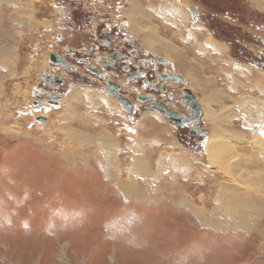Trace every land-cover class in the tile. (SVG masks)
I'll use <instances>...</instances> for the list:
<instances>
[{"label":"rangeland","instance_id":"obj_1","mask_svg":"<svg viewBox=\"0 0 264 264\" xmlns=\"http://www.w3.org/2000/svg\"><path fill=\"white\" fill-rule=\"evenodd\" d=\"M121 1L0 0V65L8 70L0 76V264H264V149L257 148V144L264 147V114L260 108V104L264 106V1L173 0L183 11L187 7L186 15L191 21L208 27L212 32L209 36L227 44L233 59L261 71L250 73L249 81L241 69L237 67L236 71L235 65L231 67L224 60L225 68L233 70L220 76L218 72L224 68L214 54L207 61L198 55L201 65L212 64L209 83L204 85L201 81L206 79H197L201 96L197 86L190 83L189 87L204 107L205 116L199 125L208 134L198 136L189 130L191 126L181 130L161 112L150 109L159 119L175 125L174 129L168 127L178 140L172 138L168 147L148 151L149 154H144L145 146L129 144L132 138L125 134L127 122L139 119L141 125L144 110L128 114L105 85L87 86L94 89L76 87L53 108L35 104V89L45 70H52L50 55L54 50L65 52L68 45L85 48L87 40L103 47V51H111L104 48L105 41L130 46L118 23L129 18L119 12L125 6ZM149 1L145 0L143 7L157 28L149 22V29L171 39V33L177 31L166 21L170 17L161 9L156 12L154 7L160 6V0H153L155 4ZM75 5L86 12V19L91 15L82 28L85 34L70 28L69 13ZM138 7L142 5L138 3ZM193 8L197 14L192 13ZM145 13L140 20H150ZM130 14L133 17L137 11ZM123 28L131 36L132 29ZM181 37L174 42L184 49ZM133 40L144 51L141 55L162 56L156 49L147 50L138 39ZM201 47L208 50L203 42ZM223 50L226 48L221 45L216 52ZM6 51L11 53L7 56ZM191 53L196 54L193 48ZM161 68L170 69L172 65L167 63ZM198 68L202 69L199 65ZM260 73L261 84L256 80ZM107 77L115 78L113 74ZM100 79L105 83L106 77ZM193 80L196 81L194 77ZM238 83L243 94L233 98L239 97L238 102L247 99L244 105L233 103L230 98L224 100L239 87ZM125 86L123 93L133 103L138 100V93L148 91L141 89L140 83ZM181 87L187 85L176 82L175 88ZM77 88L85 93L77 92ZM94 92L101 94L98 100L106 102V108L109 104L119 107L123 125L119 122L120 127L93 128L92 123L84 122L81 106L87 98L92 101ZM205 96L213 99L205 98L204 103ZM138 102L135 105L139 108L142 102ZM181 103L180 110L193 118L189 108ZM212 105H216L215 110ZM241 105L247 111L248 123L217 124L230 120L226 118L233 107L239 109ZM42 114L50 118L41 122L38 117ZM155 121L165 127L162 121ZM147 126L153 127L151 123ZM90 128L93 130L88 132ZM118 132L125 149L121 158L98 155L99 160L112 161L113 157L116 162L107 161L106 167L111 165V170L92 166L95 153L102 154L99 146L106 145L98 138L120 136ZM138 135L137 130L133 136ZM210 136L234 150L229 155L233 161L226 167L220 165L223 170L204 148ZM138 139L145 140L142 136ZM146 142L151 145L155 141ZM235 153L240 157L236 162ZM165 155L164 163L161 159ZM82 158L89 160V165H84ZM158 172L162 176L156 178ZM129 186L136 188L131 194ZM226 193H231L228 197L238 195L248 208L233 216L219 202Z\"/></svg>","mask_w":264,"mask_h":264},{"label":"crops","instance_id":"obj_2","mask_svg":"<svg viewBox=\"0 0 264 264\" xmlns=\"http://www.w3.org/2000/svg\"><path fill=\"white\" fill-rule=\"evenodd\" d=\"M157 1H159V0H157ZM174 1H177V0H174ZM174 1L173 0H160V6L154 7L156 12L160 13V9H161L162 11H165L166 14H168V16L170 18L166 19V21H168L171 25H173L174 28L177 31V32L171 33V39L170 38L167 39V38H165L163 36H160L159 32H156L157 36L161 37V38H160L159 43L155 44L154 46H151L150 39H149L151 36L154 35V34H152L154 32H150L149 27L151 26V24L154 26L155 23L153 22V19L151 21V18H153V17L148 14L147 8L143 7V5L145 3V0H134V1L133 0H122L121 2H123L125 4V6H122L123 8H121L119 10V12L124 13V15H128V17L130 18V20L128 18V21H123V22L125 23L124 25H125V27L127 29L128 28L132 29L131 36L134 39H138L141 42V45L146 47L147 50L151 49V51L154 52L153 49H156L160 53V55H162L163 58H166L169 61V63L172 65V68L174 69V71L177 72L179 75H181L186 80L185 84L191 90V92L194 94L195 97L198 96V95L193 89H191L189 87L190 83H192L195 87L197 86V88H198L197 90L199 92L198 94H200V96H201V94H203V93L200 91V89L198 87L199 86V82H198L197 79L202 77V78H204L206 80H202L201 84L205 85V84L209 83L208 73H209L210 67L212 66V64H206L207 66H205L204 64L206 62L201 65V63L196 59V57H198V55L202 58V60H205L206 58L207 59L211 58V55L214 54V57L216 58V60L224 68V69H222L220 71L221 73L218 72V74L220 76H223V74L228 73L231 70H233V68H231L233 65L236 66V71H237V67L239 69H241L243 74H245L244 77L247 76L249 81H250V79H249L250 73L260 72L261 71V70H258L259 68H256L257 70H254V67H252L253 66L252 64H248V63L245 64L243 62H238L235 59H233L231 57V55H230V51L228 50L229 47L226 46L227 44H224L223 42H221L218 39H216L215 37H213V39H215V41H214L215 43L221 44V45H223L224 48H226V50H223L222 52H216L215 46L213 44V40L209 41L207 39V36L210 35L209 33L212 34V32L209 30V28L204 26V25H202V23H200L198 21H196V22L191 21L190 17L186 15V12L188 13L187 7H186V11H183V15L181 17H175L174 16V12H172L171 10L168 9V6H173L175 4ZM152 2L155 4V2L153 0L149 1V3H151V4H152ZM138 3H139V5H142V7L139 8L138 7ZM157 8H158V10H157ZM176 8H178V7H175V9ZM134 10H136L137 12H147V14H148V16L150 18V20L148 19L147 21L141 20L142 23H144V22L145 23L139 26V28H138L139 33H136V29H134L132 24H130L131 18H132V15L130 13L132 11H134ZM144 17H145V15H144ZM154 17H156V16H154ZM149 22H151V24ZM164 22H165V19H164ZM15 26H17L16 22H15ZM145 28H147V30H145ZM153 28L157 29L155 26ZM12 34H14V33L12 32ZM201 34H203V35L201 36ZM60 35H62V34L58 35L59 38H61ZM180 36H182L181 38H182V41H183V43L185 45L184 49L179 48L177 46V44H176L177 42L176 41L174 42V39H179ZM5 37H6V35H5ZM147 37H149V38H147ZM201 42H203L205 44V46H208V50L202 49ZM4 43H5V41L1 42V44H4ZM166 43H170L171 46L177 47L176 52L172 51L170 53L169 49H170L171 46L170 47L167 46ZM161 46L164 47L165 51L162 49ZM192 48L194 49L196 54L192 55V53H191V49ZM6 54L8 56L9 52L6 51ZM184 55H186V58L183 57ZM0 57H2V56H0ZM169 58H173V59H169ZM179 58L180 59L181 58L184 59L187 62V64L185 63L183 66H181V65L179 66L178 65ZM207 59L205 61H207ZM224 60H226L227 62H229L231 64V67L229 69L225 68V62L226 61L224 62ZM5 61H6L5 64L8 65L7 64L8 63L7 59ZM211 62H213V61L211 60ZM197 65L202 67L203 70L206 71V74L200 73L199 72L200 70L197 69ZM248 65H251L250 69H252V70L248 69ZM225 70H227V71H225ZM248 70H249V72H248ZM6 71H8V70L4 68L3 64H1L0 65V76H5ZM195 71L198 73V75L196 74ZM213 73H215V72H213ZM193 77L195 78V80L197 82L193 80ZM239 85H240V83H238L237 86H239ZM80 87H83V86H80ZM203 87H205V86H203ZM236 87H234V88H236ZM85 88L94 89V88H91V87H85ZM242 88L243 87L239 86L235 90L233 89L231 93H228L229 97L226 96L224 98V100L230 98L233 101V103L238 102L237 100L239 99V97H236V98H233V97L237 96V94L242 95L243 94V89ZM84 91L85 90H81V88H77V92L85 93ZM93 94H94V96L92 97V101H90L91 99L87 98V101L85 100L86 102L82 104L83 106H81V109H82L81 113L85 114V116H86L85 119H84V122L85 121L91 122L92 125H94L93 128H101L103 126L106 127V126H110V125H115V126L117 125L118 127H120L119 122H120V124H122L123 114H122V111L119 109V107H117V106H113L112 107L109 104V106L106 108L105 105H104L106 102L98 100V97L101 96V94L99 92H94ZM255 94L260 97V94H257V93H255ZM205 98L208 101L213 99V97L205 96L204 99L202 98V101L204 103L206 102ZM84 99L85 98H83V100ZM246 100L247 99H241L238 103H240V104L247 103V102H245ZM227 101H229V100H227ZM71 102L73 104L75 101H71ZM198 103H199L200 108L202 110V117L201 118L203 120V117L205 116L204 115L205 114L204 107H203V105H201L200 101ZM218 104H217V106H218ZM59 105H57V106H59ZM243 105H241V108L238 107L239 109L233 107L231 113L228 114V116L226 118V119L230 118V120H221L220 122H217V124L218 123L230 124V123H235L237 121H240L241 123L242 122L243 123H245V122L248 123L249 121L247 120V111L243 107ZM50 106L51 107L52 106L55 107V105H50ZM215 106L216 105H212L211 106V107H213L212 110L216 109ZM232 106H231V108H232ZM24 109H25V107H24ZM108 110H113V111L112 112H106ZM100 112L103 113V115L106 114L107 116L105 115L104 116L105 118H104L103 115H99ZM144 113H146V114H144ZM144 113L142 114L143 116H141L142 118H141V121H140L141 125L139 124L140 126L138 125V120L139 119L136 120L137 124H135L136 121H133V122H131V124L127 122V124H126L127 126L125 125V127H127V129H126L127 131H126L125 134H127V137H131L132 138L131 141H130L131 143H129V144L135 145V147H137V146H141V147L145 146V148H144V152L145 153L144 154H149L148 151L152 150L153 152H157V151L163 149L164 147H168L169 143L172 141V138H174L176 141L178 140L177 137H175L173 135V133H172L173 130H171L168 127V125H170L172 127V129H174L173 127L175 125L172 124V123L170 124L169 120H168L169 121L168 122L167 120L164 121V120L159 119V117L157 115L158 111H157V114H155L156 112L152 113L150 109H147V110L144 111ZM113 114H116V115L114 117H112ZM42 116H45L46 120H48V118H50L49 116L47 117L44 114H42ZM87 118L90 119V120H88ZM155 119L158 120V121H162L163 124H165V127H164V125L161 126L160 124L155 123L156 122ZM125 121H127V120H125ZM149 121H150L151 125H153V127L150 126L151 129H149V127L147 126V125L150 124ZM203 123H204V121H203ZM81 125H82V123H80V126ZM145 126L148 127L149 131L147 130V128ZM156 126H159V127H156ZM166 127L170 130L171 133L170 132L167 133L168 129H166ZM90 130H93V129L90 128L88 130V132ZM137 130L139 131V135L138 136H142L146 141L152 140V141H155V142L151 143V145H150V143H147L145 140L144 141H140L138 139V136H135L136 137L135 138L133 135L137 133ZM118 133H119L120 136L112 135L113 137H110V138L106 137V139L104 140V143L106 145L103 146V145L100 144L101 146H99V147H100L101 152H102V154H100V152L98 151V153H99L98 155H100V157H102V158L105 157V159H106L107 158V154H108V155H112L115 158L116 157H120L121 158V155H123V150H125V149L123 148V144H122V141H121V137H122L121 132H118ZM207 134H208V131H207ZM109 141H110V143L112 141V143L110 144ZM93 142H97L96 145L98 144V141H96V140L93 141ZM108 145H111V146L109 147ZM181 145H183V147H184V144L181 143ZM86 146H87V144H85V147ZM97 147H98V145H97ZM97 147H95V148H97ZM175 147H178V146L175 145ZM89 148H90V146L87 147V149H89ZM104 151H105V153H104ZM98 155H97V153H95V155H94L95 161L93 163H91L92 166H93V164L96 165L99 168V170H103L105 168L111 170V168H110L111 165L108 166V167H105L102 162H99L100 160L97 159ZM155 155H157V154H155ZM113 157H112V161H108V160L107 161L115 163L116 160H114ZM87 161L90 162L89 160H86L85 158H82V163L84 165H89V164H87L88 163ZM74 162H75V158H74ZM76 163H79V162L76 160Z\"/></svg>","mask_w":264,"mask_h":264},{"label":"flooded vegetation","instance_id":"obj_3","mask_svg":"<svg viewBox=\"0 0 264 264\" xmlns=\"http://www.w3.org/2000/svg\"><path fill=\"white\" fill-rule=\"evenodd\" d=\"M75 6H73L69 13L72 16L70 28H73L75 32L85 34L82 28L86 22L90 21L91 15L86 19V12L81 11L80 6H76L77 9H75ZM122 21L127 20L122 19L118 21L119 25L121 24L120 32L126 36V43L130 46H119V43H113L111 45V41H105L104 44L106 46L104 48L111 49V51H105L106 49L103 51L101 50L103 47H98V45L92 43L91 40H87L86 49H79L78 47L68 45L65 52L54 50L58 53L59 58H63L67 64L63 62H52V70L49 68L45 70L41 77L42 81H39L35 89L38 96V99L35 100V104L39 107L42 105L57 106L61 103L66 94L71 93L76 87L83 85H85V87L89 85H105L106 88L114 89L117 94L123 96V88L125 89V85L129 86L133 83H140L141 89L148 91L138 93L136 96L138 100H134V103L131 101L134 112L155 109L165 115L163 109L161 110V108L156 106V104H160V107L173 110L180 115L182 114V116H186L187 114L180 110L179 105L181 102L182 105L184 104L183 97H187V95L184 94L183 90L187 87L184 89L182 87L175 88L176 82L178 81L175 82L174 80L161 78V75L169 76L170 74L178 73L172 68H161L163 65L169 63V61L165 63L161 62L154 54H151L150 57L148 55H141L144 51L136 45V41L131 38L130 33L123 28L125 27V23H121ZM72 34L74 35L76 33ZM61 68H64V70ZM110 74H113L115 78H108L107 76ZM103 77H106L105 83L100 79ZM109 82L113 83L109 84ZM125 82L126 84H124ZM117 85L119 87H117ZM183 85L185 84L183 83ZM136 89L140 90L139 87ZM124 96L125 98L128 97H126V95ZM44 100H52V103L46 104ZM138 101L142 102L139 108L135 105H139ZM190 116L192 115L190 114ZM186 117L190 118L189 116ZM178 127L181 128V130L186 128L180 127L179 125ZM189 130L191 131L190 128ZM187 137H189V135H187Z\"/></svg>","mask_w":264,"mask_h":264},{"label":"bare ground","instance_id":"obj_4","mask_svg":"<svg viewBox=\"0 0 264 264\" xmlns=\"http://www.w3.org/2000/svg\"><path fill=\"white\" fill-rule=\"evenodd\" d=\"M261 1V0H260ZM262 1H264V0H262ZM263 4H261V6H262ZM175 7H178L176 4H174L173 6H168V9L169 10H171L172 12H174V16L175 17H181L182 15H183V10H182V8H176L175 9ZM190 10V9H189ZM142 15H146V13L145 12H137V14L135 15V16H133L132 17V24H133V27L136 29V26H137V28H139V26L140 25H142V22H141V20H140V18L142 17ZM183 19V18H182ZM197 20V19H196ZM134 25H136V26H134ZM145 30H147V28H145ZM150 30V32H154V33H152V34H154L153 36H151L150 38L149 37H147V38H149L150 39V43H151V46H154L155 44H158L159 43V41H160V38H158V36H157V34H156V32L157 31H155L154 29H149ZM151 34V35H152ZM207 39L209 40V41H212L213 40V44H214V46H215V49H219L220 48V46H221V44H217V43H215L214 41H215V39H213V37L212 36H207ZM21 42H22V40H21ZM173 44V43H172ZM166 45L167 46H171V44L170 43H166ZM223 46V45H222ZM176 49H177V47H175V46H171L170 47V49H169V52L171 53L172 51H174V52H176ZM205 49H208V46H205ZM17 52V51H16ZM9 53H11V51L9 52ZM13 54V53H12ZM184 58H186V55H184L183 56ZM63 59V58H62ZM169 59H173V58H169ZM50 61H51V59H50ZM171 61V60H170ZM52 62V61H51ZM54 63V62H53ZM187 64V62L184 60V59H180L179 58V60H178V65L180 66H183L184 64ZM188 66V65H187ZM202 68V67H201ZM197 69L198 70H200L201 71V73L202 74H204V71H203V68L202 69H200V68H198V65H197ZM199 71V72H200ZM196 72V71H195ZM196 74H198L197 72H196ZM256 80L261 84V73L256 77ZM186 81V80H185ZM34 87V86H33ZM260 87V86H259ZM18 88V87H17ZM20 88V87H19ZM106 88V87H105ZM16 91V90H15ZM22 92V91H21ZM75 100V99H74ZM189 108V107H188ZM260 108H261V114H264V106H262V104H260ZM224 109V108H223ZM162 110V109H161ZM213 112V114H214V111H212ZM146 114V113H145ZM182 115V114H181ZM171 121V120H170ZM261 121V120H260ZM91 123V122H90ZM176 124V123H175ZM65 126V125H64ZM69 126V125H68ZM0 127H1V125H0ZM213 130H214V128H213ZM16 131V130H15ZM112 132V131H111ZM84 133V132H83ZM66 134V133H65ZM213 136H215V134L213 133L212 134ZM103 136V135H102ZM100 137L98 140L100 141H103L104 142V140L106 139V135L104 136V137ZM206 136H207V134H206ZM216 136H221V135H218V134H216ZM10 137V136H9ZM108 137V136H107ZM108 138H110V137H108ZM85 139V138H84ZM91 141V140H90ZM108 141V140H107ZM37 142V141H36ZM109 143H110V141H109ZM111 143H112V141H111ZM110 143V144H111ZM108 144V143H107ZM243 144V143H242ZM53 145V144H52ZM109 147L111 146V145H108ZM234 146V145H233ZM257 148H259V149H264V147L263 148H261L262 146L260 145V144H257ZM204 148L206 149V152H208V156H211V158L213 159V161L219 166V168L220 169H222L223 170V168H221L220 167V165L221 166H224V167H226L227 165H229L232 161H233V156L232 157H229V155H230V152L231 151H234L233 149H231L228 145H225V144H220V140H215L214 141V138H211V136L209 137V138H207V140H206V142H205V144H204ZM106 150V149H105ZM107 151V150H106ZM83 152V151H82ZM104 153H105V151H104ZM99 153H97V155H98ZM263 154V153H262ZM236 155H237V153H235L234 154V162H236L239 158H238V156L236 157ZM107 156H108V154H107ZM109 158H111L110 156H108ZM165 157V158H164ZM166 155L165 156H163L162 158L163 159H161L162 160V162L164 161V163H165V161H166ZM228 157L229 158H231V160L229 159V162H228ZM261 157H263V156H261ZM99 162H102L103 164H104V166L106 167L107 166V164H108V162L106 161V160H104V159H102V160H100ZM140 162H141V164H143L144 162H143V160H140ZM139 162V163H140ZM161 162V163H162ZM263 162V161H262ZM101 164V163H100ZM141 164L139 165V168H141L142 169V166H141ZM159 168V167H158ZM159 170V169H158ZM165 170V169H164ZM164 170H161V171H163L164 172ZM227 170H230V169H227ZM160 171V172H161ZM160 172H158L157 174H156V178L157 177H159V176H162V175H159L160 174ZM131 175V174H130ZM230 175V174H229ZM233 176V175H232ZM230 178V177H229ZM236 178V177H235ZM159 180V179H158ZM238 180V179H237ZM122 181V180H121ZM159 182V181H158ZM240 182V181H239ZM123 183H125V181H122V184ZM159 185V184H158ZM148 188H150V186L148 187ZM129 193L131 194L132 193V191L133 190H135L136 188L133 186V187H131V186H129ZM226 194H228L227 196H225V198L223 199V200H221L220 199V201L219 202H221V204H222V206L225 208V209H227V210H229L231 213H232V215L234 216V215H241L242 213H243V208H248V206H243L244 204H242L241 203V200L242 199H240L239 197H238V195H235V197H233L234 196V194L231 196V197H228L229 195H231V193L229 194V193H226ZM239 202H238V201ZM245 200V199H244ZM245 203V202H244ZM246 204V203H245ZM221 211L223 212L224 210H222L221 209ZM201 215H202V213H200ZM242 219V218H241ZM201 223H205V221L203 220V219H201V218H199L198 219ZM240 222V221H239ZM244 223V222H243ZM215 225V224H214Z\"/></svg>","mask_w":264,"mask_h":264},{"label":"water","instance_id":"obj_5","mask_svg":"<svg viewBox=\"0 0 264 264\" xmlns=\"http://www.w3.org/2000/svg\"><path fill=\"white\" fill-rule=\"evenodd\" d=\"M193 14H197L196 9H191ZM159 61L161 62H168L166 58H163L162 56L159 55H154ZM50 59L54 63H61L63 62L64 64H67L62 58H59V55L57 52L53 51L51 52ZM47 73V71H46ZM161 78L163 79H170L176 81L183 82L184 84L186 83L185 79L179 75V74H170L169 76L166 75H161ZM113 82H109V84H112ZM117 87H119L117 85ZM109 90V92L117 99V101L121 104L122 108L130 115H133V109H132V104L131 102L125 98L124 96L117 94L114 89L111 88H106ZM184 94L187 95V97H183V103L189 107V112L192 115L193 118H188L186 116H182L178 114L177 112L170 110V109H165L164 107H160V104H156L157 107L163 109L165 116L171 120L174 123H177L181 127H188L191 126L192 130L194 131H201L200 130V121H201V116H202V110L198 104V102L195 99L194 94L191 92L189 88H185L183 90ZM46 102L52 103V100H44ZM38 120L41 122H45L46 118L45 117H38ZM204 133V132H203Z\"/></svg>","mask_w":264,"mask_h":264}]
</instances>
